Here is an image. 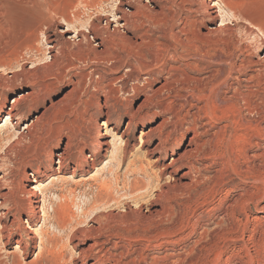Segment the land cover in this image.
Instances as JSON below:
<instances>
[{
	"label": "rangeland",
	"instance_id": "374dc122",
	"mask_svg": "<svg viewBox=\"0 0 264 264\" xmlns=\"http://www.w3.org/2000/svg\"><path fill=\"white\" fill-rule=\"evenodd\" d=\"M94 1L0 0L3 13L0 22H4L5 27L0 29V264H79L76 254L86 246L88 238L79 240L75 229L96 226L100 214L112 213L115 218L107 221L109 225L122 231H136L139 229L128 228L134 227L148 208H159V204L148 203L149 197L159 192L160 185L168 190L171 177L161 175L158 166L152 164L154 157L145 152L147 144L142 133L147 130L146 122L132 126L128 137L122 133L129 121L125 110H139L140 116L156 113L153 125L169 116L151 104L141 106L145 93L158 89L165 77L168 82L156 99L169 105V110L179 112L178 118L188 109L196 110L190 106L182 110L183 91L198 87L205 91L200 101L194 98L191 104L202 108L200 115L203 114L197 121L202 124L198 132L203 141L209 140L205 151L209 157L211 155L201 161L202 165L198 164L203 185L188 192L172 189L168 193L174 216L171 225L184 234L193 231L187 241L174 246L176 253L186 255L200 232L219 229L225 223L223 207L233 205L244 186L264 188V157L261 160L254 157L264 153V77L255 72L257 65L264 67V63L257 64L258 57L264 55V0H230L236 12L234 16L229 9L222 8L219 0H171L166 4L169 9L164 15L158 14L163 2L139 0L148 6L147 11L154 13L146 27L151 43L146 39L142 46L149 68L127 70L123 63L126 59L131 63L135 61L134 49L115 51L121 56L116 70H109L114 62L101 61L97 64L105 68L104 71L92 72L96 62H80L60 55L56 64L49 65L54 51L49 52L46 38L57 29H73L63 24L67 19L77 22L78 28L86 31V23L100 19L101 25H105L107 17L112 29L114 15H120L118 7L127 11L133 9L132 0H106L102 7L93 6ZM213 4L215 17L206 12ZM169 16L174 17L173 39L169 37L167 26L158 23L170 22ZM222 21L226 26L221 31L208 33V26ZM119 29L121 34L133 36L128 29ZM67 35L74 46L78 39L74 30ZM89 40L91 49L102 48L98 46L99 40L90 34ZM94 43L97 45L91 47ZM146 70H152L153 74H145ZM224 78L226 82L222 85ZM19 92H30L26 100L17 105L23 115L13 118L5 127L3 104L11 102ZM106 96L110 98L107 105L104 104ZM36 117L41 118V130L36 132L54 154L62 151L67 136L73 138L72 150L83 151L81 156L87 162L88 172L71 176L70 167L61 175L50 173L39 184L32 182V176L24 178L25 173H34L38 160L32 153L34 140L20 137L18 133ZM192 120L189 116L177 127L183 134L180 149L192 136ZM98 124L102 125L98 127ZM98 129L101 132L99 147L96 145ZM126 138L128 144L124 151ZM156 141L153 138L151 142ZM37 151L46 160V150L39 146ZM57 162L58 157L53 156L52 166L56 168ZM254 164L256 166L251 167ZM16 185L40 188L39 217L31 225L25 222L24 213H21V221L18 220L19 214L8 211L9 206L3 200V195L13 193ZM16 195L21 199L23 194L17 192ZM246 212L237 214L238 219L243 220L246 214L251 220L264 215L254 208ZM13 220L33 231L21 235L23 244L17 240L20 231L11 226L8 233L13 237L6 242L2 226ZM239 233L242 234L241 229L235 235ZM247 234L245 232V238ZM32 235L35 238H31ZM138 246V241L128 242L122 250L126 252L122 261L131 259L132 251ZM249 246L253 264H264L263 250L259 252L255 246ZM224 247L225 256H229L241 243L229 241ZM146 253L161 257L169 252H158L153 245Z\"/></svg>",
	"mask_w": 264,
	"mask_h": 264
},
{
	"label": "bare ground",
	"instance_id": "6f19581e",
	"mask_svg": "<svg viewBox=\"0 0 264 264\" xmlns=\"http://www.w3.org/2000/svg\"><path fill=\"white\" fill-rule=\"evenodd\" d=\"M105 1L106 0H95L93 2V6L102 7L103 2ZM169 1L171 0H159V2L163 3H160V12H158V14L164 15L165 10L169 9V7L166 5ZM219 2L221 3L222 8H224L225 10H230V15L234 16V14H236L235 10L230 6V0H219ZM130 3L133 8L132 10L127 11L124 10L123 7H118L116 9L120 13V15L113 14L115 16V22L112 29H110L111 22H109L107 17H105V25H101V22H99L100 19L86 23V31L79 29L78 25L76 24L77 22H71L69 19H67L68 22H63V24H66L67 27L71 26V28L73 29H57L54 35L49 34L47 36L46 40L50 48L49 52L54 51L52 53V60L49 65L56 64L58 61V55H60L64 58H74L80 62H96V65H94V67L92 68V72H103L105 68H99V65L97 63L101 61L108 63L114 62L109 67V70H113L117 67L118 62L121 59V56H119V54L117 55L115 51H118V49H121L123 51H126V49H134L136 55H130H133V57L136 58L135 61L131 63L127 61L128 59H126V61H124L123 63L127 67V70L131 71V69H134L135 67H140L141 69L149 68L150 66H148L145 60V56L147 57V55H144V49H142V46L143 42L146 39H148L149 44L151 43V40L148 38V29H146V27L150 24V22L148 21L154 13L151 10L147 11L148 6L145 5V3H141V1L139 0H132ZM213 7H215L214 4L207 7L206 12L208 13V15L215 17L217 16V14H215V10L212 9ZM2 15L3 13L0 11V17ZM165 19L167 20V17H165ZM119 20H122V22H119ZM173 20L174 17L169 16L168 21L170 22H158L161 25H165V27L167 26V28L170 30L169 37L172 39L175 34L173 29ZM3 23L4 22L2 21L0 22V29L2 30L5 28H3ZM151 23L153 24L154 22ZM83 25L84 24L80 23V26ZM225 26L226 24L223 23V21L219 25L208 26V33H217L221 31ZM119 27L128 29L132 32L133 36L129 37L121 34ZM72 30H74L75 37L78 38L76 41L77 43L74 46H71L72 44L70 36L67 35ZM57 33L60 35V37L57 36ZM89 34L92 35V38H96L99 40L98 46L102 48L97 50L91 49L89 47ZM95 45L97 44L94 43L93 45H91V47ZM257 62V64L264 63V55H260ZM257 66L259 67L255 69V72L258 75L264 77L263 65ZM145 74L150 76L153 74V72L152 70H148ZM167 82L168 81L165 77L164 82L158 89H151L149 90L150 93H145V97L141 106L151 104L156 108H159L160 113L167 114L169 116L161 120L156 125H153L156 122V113L151 114L147 112L145 113V115L140 116L138 114L139 110L135 112L125 110L124 114L127 113L129 115V121L127 122L122 134L128 137V130H130L132 126L135 127L138 123L145 124L146 122L145 126H147V130L144 132L142 131V134L145 137L144 142L147 144L145 152L149 156L154 157L152 164L154 166H158L161 175L167 174L171 177L170 183H168L167 185L168 190H164L163 186L160 185L159 192L152 195V197H149L148 203L159 204V208H148L146 210V214H142V216L138 219L136 225H134V227L128 228H138L139 230L133 231L126 229V231H122V229H118V227L109 225L107 221L111 218H115L112 213H110L109 215H102L103 213L100 215L98 214L99 216L97 217L98 222L96 226L90 225L88 227H84L83 229H75V232L78 233L79 240L82 239V237H85V239L88 238V241H86V246L84 245L82 248H80L76 254L79 264H253L254 258L250 253L249 245L255 246L257 251L259 252L260 250H263L262 253H264V215L261 217H254V220L252 219L253 221L249 219V216L247 217V214L243 220L238 219L237 216V214H243L246 212V210H249L251 208H254L257 211L264 212V188L261 185V187L257 185H251L248 187L244 186L241 190V193L239 194V198L235 200V203L233 205H230V207H223V218H225V223L222 224L219 229L217 228L210 231L205 230L204 232H200L197 239L193 241L192 248L186 255L176 253L174 246L187 241V239L193 235V231H191V233L189 234H184L182 233L180 228L177 227L178 229H176L175 226L173 227L171 225V223L174 221V216L171 215L172 209L171 202L168 198V193L172 189L178 190L180 192H188L192 189H197L200 185H203L201 184L203 181L202 169L198 164L202 165L201 161L210 158L211 155L209 157V153L205 151V147L207 144H209V140L208 142L203 141L201 139L202 136L200 137L201 133L198 132V127H201L200 125H202L198 124L197 122L200 121L201 115L203 114L202 113L200 115L202 108L197 105L191 104V101L194 98L200 101V96H203V94H205V91L200 89L201 87H198L196 90L195 88H191L190 90L183 91L184 94L181 96L183 100V102L181 103L182 110H184L183 107L186 106H190L192 108H195L196 110L195 112L194 110L192 112L190 109H188L185 115L182 116V114L180 113V118H178L179 112L169 110L171 109L169 105L167 106V104L165 105L164 103H162L161 101H157L156 99L157 95L159 94L158 92H160V90L164 88ZM225 82L226 80L224 78L221 84L223 85L225 84ZM215 86L218 87L219 85L216 84ZM215 86L212 87L215 88ZM102 88L104 89V85ZM29 93L30 92H19L12 98L11 102H8V104L7 102H4L2 108L5 112V127H7L9 123H11L13 118L16 117L18 119L23 115V112L18 109L17 105L24 102ZM198 96L199 98H197ZM109 99L110 98L108 96L104 98L105 105H107ZM205 114H207V111L206 113L204 112V116ZM189 116L193 119L191 128L192 136L188 139L187 144L180 149L183 134L178 132L179 129L177 127H181L183 125V122L187 120ZM175 119H177L178 122H176ZM40 120V117H36L30 123L25 124L26 126L24 127V131H20L18 133V136L20 137L28 136L34 140L35 144L32 148V153L34 156H36V160H38L34 173H25L24 178L28 179L30 176H32V182L39 184L44 177L50 176V173L61 175V173L69 171L70 167L71 176H74L77 173L82 174L86 171L88 172V169H85V166L87 167V162L83 160L81 156L83 155V151L75 152L72 150V137L67 136V141L63 149H61L62 151L60 153H53L48 143L43 138L38 136V133L36 132L38 130H41ZM204 123L205 122H203V124ZM101 125L102 124H98V127ZM0 129L2 128L0 127ZM99 131L100 130L98 129V134L96 137V145L98 147V136L101 135V132ZM215 135H217V133ZM153 138L157 140L155 143L151 142ZM127 144L128 139L126 138L123 145L124 151ZM39 146L41 149L44 148L46 150V160L39 156L37 151ZM263 154L254 155V157L259 160L260 158L264 157ZM53 156L58 157V166L56 168L53 167L51 163ZM168 156H170L169 160L166 161V158ZM254 166L256 165L254 164L251 167ZM51 176L54 177L55 175ZM139 186V184L135 186V189ZM36 187L37 186L33 185L29 187H19V185H16L15 191L13 193L9 192L3 195L4 202H7V205L9 206L8 211H16L19 214L18 220L20 221L22 216L21 213H24L27 217V220L25 222L30 225L32 222H35L36 218L39 217L38 190H40V188ZM17 192H22L24 196L22 195L21 199H18L16 195ZM140 207H143L142 203L140 204ZM10 226L15 230L20 231V238L17 240L22 244L24 242L21 235L23 233H25L26 235H28L29 233H33V231L27 230L31 227H24L20 224L19 221L17 223L13 220L10 222V224L4 223V225L2 226L6 242L11 241L13 237L12 234L8 233ZM240 229L242 234L240 235L239 233V237L235 234ZM245 232L248 233L246 238L244 236ZM31 238H35V236L32 235ZM130 241H138L139 246L132 251V254L134 256L131 259L122 261L121 257L123 258V256L126 255L124 254L125 251L123 252L122 250L127 247V243ZM229 241H237L241 243V247H239L229 256H225L224 245ZM40 245H42V241L40 242ZM153 245L157 247L158 252L167 250V252L169 253H166L161 257L150 256L149 253H146V251L150 250V247ZM24 247V249H26L27 245H24ZM118 248H121V252L119 253L116 252Z\"/></svg>",
	"mask_w": 264,
	"mask_h": 264
}]
</instances>
